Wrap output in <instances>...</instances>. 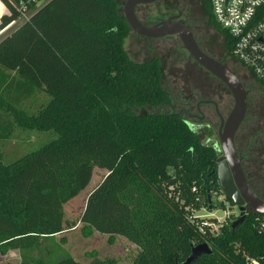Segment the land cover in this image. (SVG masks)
Instances as JSON below:
<instances>
[{
    "label": "trees",
    "instance_id": "1",
    "mask_svg": "<svg viewBox=\"0 0 264 264\" xmlns=\"http://www.w3.org/2000/svg\"><path fill=\"white\" fill-rule=\"evenodd\" d=\"M2 1L11 16L1 19L0 32L20 16L8 0ZM200 4L208 27L232 57L233 40L215 21L211 0ZM131 32L119 0H48L0 40V86L16 85L25 98L36 90L50 98L35 115L18 110L15 122L58 135L11 164L0 152V251L18 249L22 264L33 262L28 255L41 240L66 230L65 205L87 189L100 169L107 175L89 194L80 223L133 243L139 249L133 264H181L201 244L212 253L193 264L264 261L262 215L248 212L235 227L240 217L233 214L215 237L194 217L203 209L226 210V202L235 208L220 189L219 153L202 144L181 115L141 113L171 106L172 98L158 58L142 63L130 58L126 41ZM7 73L17 79L9 80ZM249 107L250 98L236 148ZM12 129L11 122H0V138ZM260 139L256 134L245 146L248 158L258 156L257 165L264 158ZM36 263L116 264L97 256L87 263L72 256Z\"/></svg>",
    "mask_w": 264,
    "mask_h": 264
},
{
    "label": "rangeland",
    "instance_id": "2",
    "mask_svg": "<svg viewBox=\"0 0 264 264\" xmlns=\"http://www.w3.org/2000/svg\"><path fill=\"white\" fill-rule=\"evenodd\" d=\"M45 3V2H44ZM43 3V4H44ZM201 18V28L210 30L207 36L205 32L196 29L195 38L206 53L215 59L223 58L225 54L223 42L220 37L207 26L203 16ZM22 24V20L17 21L10 28L0 32V40L9 35L13 30ZM208 40V42H206ZM126 50L130 58L137 63L148 61L152 58H158L161 61L164 75L163 84L172 98V105L160 109H144L141 113H177L182 115L183 103L190 100L194 109L196 104L203 100H213L218 104L219 113L227 120L233 107L234 99L227 87L218 79L202 70L199 65L191 58L184 49L183 43L177 38L159 39L152 41L140 39L136 34H131L126 41ZM224 64L233 72L242 78L248 80V83L256 88L250 98L249 115L242 131L237 137V151L244 154L245 146L253 141L257 134L264 139V88L256 82L248 79L245 70L232 59L228 58ZM10 79H17L15 73H7ZM21 99L18 103L16 98ZM49 97L42 91L36 90L30 98L24 97L22 89L16 85L12 87L0 86V122L3 126L11 122L13 129L4 138H0V152L3 155L5 164H11L25 155L39 150L46 144L58 138L54 131H39L36 129H27L15 122L16 112L25 111L29 116L37 114L49 101ZM14 105H19L16 107ZM16 103V104H15ZM202 110L206 114V121H190L196 129L200 142L204 145L220 144L219 127L220 118L213 106H203ZM198 126V127H197ZM261 133V134H260ZM244 156L243 167L246 176L253 180L258 193L264 199V158L261 164L255 159L248 158V152ZM258 155V152H255ZM222 154H219L221 157ZM107 175L105 170L96 169L90 185L78 197L67 203L64 207L66 230L52 239L41 240L40 246L32 250L28 255L33 262L38 261L50 263L57 261L63 256H72L80 262L87 263L93 257L102 260H113L116 264H133L139 249L122 236H111L99 234L96 231L87 230L80 223V218L84 212L89 194L98 186ZM220 200H224L221 197ZM226 204V210L231 215L239 216V208L231 207ZM220 219L225 218V211L218 210L212 213ZM209 209H203L196 213V216L208 218L213 216ZM54 252V256L50 254ZM24 258L20 250H9L2 254L0 251V264H22Z\"/></svg>",
    "mask_w": 264,
    "mask_h": 264
},
{
    "label": "water",
    "instance_id": "3",
    "mask_svg": "<svg viewBox=\"0 0 264 264\" xmlns=\"http://www.w3.org/2000/svg\"><path fill=\"white\" fill-rule=\"evenodd\" d=\"M155 1L157 0H129L124 9V17L132 31L141 36L154 38L171 35L178 36L183 43L184 49L197 65L227 87L233 96L234 107L227 120L221 115V125L219 127L220 144L216 143L213 145V148L219 154H222L217 166L220 189L225 199L237 206L241 212L240 218L234 223L235 227L243 223L248 212L264 216V200L253 191L243 168L244 156L238 153L235 143L236 136L247 115L248 92L237 74L221 61L206 54L200 48L193 33L181 23H174L171 20L166 21L160 29H150L142 25L135 15V7L142 3ZM209 198L211 200V196ZM209 208L210 210L213 208L211 201ZM211 253L212 249L208 244L198 245L192 249L190 257L181 264H193L200 256Z\"/></svg>",
    "mask_w": 264,
    "mask_h": 264
},
{
    "label": "built area",
    "instance_id": "4",
    "mask_svg": "<svg viewBox=\"0 0 264 264\" xmlns=\"http://www.w3.org/2000/svg\"><path fill=\"white\" fill-rule=\"evenodd\" d=\"M8 1L20 15L17 21L22 20L24 22L29 20L32 13L48 0ZM0 2L3 5V14L0 17L1 23L4 16H11V11L2 0ZM211 4L215 21L229 33L233 40L232 57L230 59L245 70L246 76L257 84L264 85V0H211ZM17 21L6 28H10ZM224 211L225 218L223 219L214 216L213 212H211L213 216L209 217L210 219L198 217L196 213L194 217L202 219L204 221L203 226L209 227L212 237H215L220 235L221 229L231 217L228 210ZM262 228L264 232V226ZM201 231L203 232V229ZM251 264H264V261L255 259L251 261Z\"/></svg>",
    "mask_w": 264,
    "mask_h": 264
},
{
    "label": "flooded vegetation",
    "instance_id": "5",
    "mask_svg": "<svg viewBox=\"0 0 264 264\" xmlns=\"http://www.w3.org/2000/svg\"><path fill=\"white\" fill-rule=\"evenodd\" d=\"M128 1L129 0H119L123 14H124L125 6L127 5ZM135 15L142 25H144L146 28H150V29H157V28L160 29L163 26L164 22L170 21V20L174 23H181L182 25L187 27L193 33L194 38H195V34L197 32L196 29L201 28V18L200 17L201 16L204 17L203 12H202V8H201V4H200V0H157V1L152 2V3H142V4H139L135 7ZM209 29H211V28H209ZM199 31L205 32V34L207 36L211 32L210 30H206L203 28H201ZM213 32L217 36V39H218V37H220V36L215 31H213ZM131 34H136L140 39L147 40L150 43L152 41L159 40V39H168V38H177L178 37L176 35H171V36H166V37H162V38H154V37L141 36V35L135 33L134 31H132ZM196 36H197V34H196ZM195 39L198 42L197 38H195ZM206 42H208V40H206ZM222 42H223V40H222ZM198 44L200 46L199 42H198ZM200 48H201V46H200ZM223 50L225 52V54L223 55V58H221V60L217 59L218 61H221L222 63H224L225 60L228 59V57L226 56L225 46H224ZM203 51L205 52V50H203ZM206 54H208V53H206ZM202 70H204V69H202ZM205 72L207 74H209L207 71H205ZM238 78L240 79V81L242 82L246 91L248 92V98H251L252 93L256 92V88L254 86H252V84L250 85V83H248V80H246L245 78H242L240 76H238ZM248 79L252 80L249 77H248ZM252 81H254V80H252ZM183 105H184V107L182 109L183 116L182 115L181 116L184 117L189 123H190V121H198V120L201 122L206 121V114L202 110L203 106H213L215 108L216 113L218 114V116L221 120V114L219 113L218 104L213 100H203V101L196 104L195 109H194L193 103L190 100L185 101L183 103ZM220 123H221V121H220ZM191 125H193V124H191ZM239 213H241L240 210H239Z\"/></svg>",
    "mask_w": 264,
    "mask_h": 264
},
{
    "label": "crops",
    "instance_id": "6",
    "mask_svg": "<svg viewBox=\"0 0 264 264\" xmlns=\"http://www.w3.org/2000/svg\"><path fill=\"white\" fill-rule=\"evenodd\" d=\"M0 77H3L2 72L0 71ZM1 79V78H0Z\"/></svg>",
    "mask_w": 264,
    "mask_h": 264
}]
</instances>
